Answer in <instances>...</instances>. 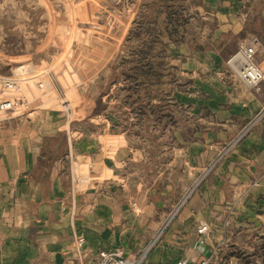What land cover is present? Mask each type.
<instances>
[{
  "label": "rangeland",
  "instance_id": "obj_1",
  "mask_svg": "<svg viewBox=\"0 0 264 264\" xmlns=\"http://www.w3.org/2000/svg\"><path fill=\"white\" fill-rule=\"evenodd\" d=\"M193 3L212 9L208 0H0V128L17 127L35 139L30 181L50 190L62 176L74 199L109 205L103 213L110 223L128 222L119 234L144 235L142 250L149 252L264 116L262 100L243 129L217 132V140L229 136L213 145L212 123L228 118L218 108L233 101L191 96L193 85L184 95L183 67L172 55L173 46L212 44L205 29L211 20L190 19ZM222 54L232 55L201 75L223 84L217 94H228L246 83L228 63L232 47ZM76 238L80 251L84 239Z\"/></svg>",
  "mask_w": 264,
  "mask_h": 264
},
{
  "label": "crops",
  "instance_id": "obj_2",
  "mask_svg": "<svg viewBox=\"0 0 264 264\" xmlns=\"http://www.w3.org/2000/svg\"><path fill=\"white\" fill-rule=\"evenodd\" d=\"M208 5L211 11L197 3L190 19L211 20V28H205L212 33L211 46L181 44L172 47V55L183 67L178 80L184 95L193 85L191 96L208 94L209 99L218 97L216 103L229 96L233 101L229 109L218 108L228 118L212 123L217 146L256 116L264 100V79L217 94L214 88L220 92L223 84L218 87L215 82L217 88L207 83L202 68L212 62L225 63L232 54L222 52L230 46L236 53L252 36L259 42L256 59L264 56V0H208ZM168 96L172 90L166 92ZM217 132L230 134L217 140ZM33 140L17 127L0 128V264H95L94 254L103 248L124 246L131 254L141 251L145 236L119 234L128 222L110 223L108 213H103L109 205L84 196L74 199L70 187L62 186V176L50 190L30 181L37 158V150L31 149ZM200 221L207 222L209 229L203 243L197 239ZM77 234L84 239L80 251L72 242ZM180 257L207 258L209 264H264V116L214 166L147 253L144 264H176Z\"/></svg>",
  "mask_w": 264,
  "mask_h": 264
},
{
  "label": "built area",
  "instance_id": "obj_3",
  "mask_svg": "<svg viewBox=\"0 0 264 264\" xmlns=\"http://www.w3.org/2000/svg\"><path fill=\"white\" fill-rule=\"evenodd\" d=\"M257 38H253L244 42L238 51L228 60V63L237 66V75L240 80L249 85H256L264 79V56L261 59H256L257 53ZM264 113V110H262ZM208 231V226L205 221H200L197 225L199 233L198 241L204 242L205 234ZM76 238V236H75ZM78 243L83 242V238H76ZM149 247L142 250L139 254L132 255L128 248L124 246L103 248L94 254L95 264H144ZM176 264H209L207 258L188 259L180 257Z\"/></svg>",
  "mask_w": 264,
  "mask_h": 264
}]
</instances>
